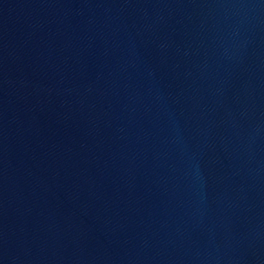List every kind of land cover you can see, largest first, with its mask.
<instances>
[{"label":"water","instance_id":"water-1","mask_svg":"<svg viewBox=\"0 0 264 264\" xmlns=\"http://www.w3.org/2000/svg\"><path fill=\"white\" fill-rule=\"evenodd\" d=\"M0 264H264V0H0Z\"/></svg>","mask_w":264,"mask_h":264}]
</instances>
